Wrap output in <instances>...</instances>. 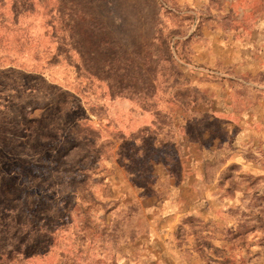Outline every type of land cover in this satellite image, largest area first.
Listing matches in <instances>:
<instances>
[{
  "label": "rangeland",
  "instance_id": "1",
  "mask_svg": "<svg viewBox=\"0 0 264 264\" xmlns=\"http://www.w3.org/2000/svg\"><path fill=\"white\" fill-rule=\"evenodd\" d=\"M0 264H264V0H0Z\"/></svg>",
  "mask_w": 264,
  "mask_h": 264
}]
</instances>
